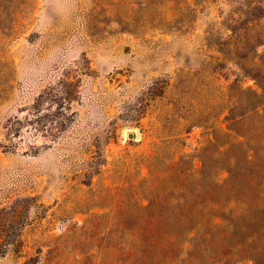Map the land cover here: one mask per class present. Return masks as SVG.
<instances>
[{
  "label": "rangeland",
  "instance_id": "rangeland-1",
  "mask_svg": "<svg viewBox=\"0 0 264 264\" xmlns=\"http://www.w3.org/2000/svg\"><path fill=\"white\" fill-rule=\"evenodd\" d=\"M263 87L264 0H0V264H264Z\"/></svg>",
  "mask_w": 264,
  "mask_h": 264
},
{
  "label": "trees",
  "instance_id": "trees-1",
  "mask_svg": "<svg viewBox=\"0 0 264 264\" xmlns=\"http://www.w3.org/2000/svg\"><path fill=\"white\" fill-rule=\"evenodd\" d=\"M262 90H263V93H261V94L255 93L256 98H257L259 101L264 99V87L262 88Z\"/></svg>",
  "mask_w": 264,
  "mask_h": 264
},
{
  "label": "water",
  "instance_id": "water-1",
  "mask_svg": "<svg viewBox=\"0 0 264 264\" xmlns=\"http://www.w3.org/2000/svg\"><path fill=\"white\" fill-rule=\"evenodd\" d=\"M131 138H133V137H131Z\"/></svg>",
  "mask_w": 264,
  "mask_h": 264
}]
</instances>
